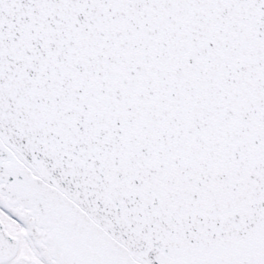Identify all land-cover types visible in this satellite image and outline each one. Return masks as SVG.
<instances>
[{
    "label": "snow or ice",
    "instance_id": "1",
    "mask_svg": "<svg viewBox=\"0 0 264 264\" xmlns=\"http://www.w3.org/2000/svg\"><path fill=\"white\" fill-rule=\"evenodd\" d=\"M0 264H264V0H0Z\"/></svg>",
    "mask_w": 264,
    "mask_h": 264
}]
</instances>
